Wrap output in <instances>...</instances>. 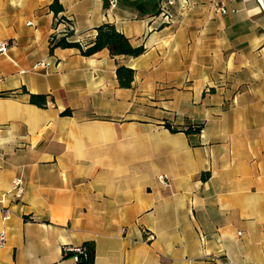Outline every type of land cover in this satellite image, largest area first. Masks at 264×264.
Here are the masks:
<instances>
[{"label":"crops","instance_id":"obj_1","mask_svg":"<svg viewBox=\"0 0 264 264\" xmlns=\"http://www.w3.org/2000/svg\"><path fill=\"white\" fill-rule=\"evenodd\" d=\"M52 1L0 0V264H78L64 246L88 240L93 264H264V6L174 0L162 23L161 0ZM59 17L71 40L111 22L144 51L50 49Z\"/></svg>","mask_w":264,"mask_h":264},{"label":"trees","instance_id":"obj_2","mask_svg":"<svg viewBox=\"0 0 264 264\" xmlns=\"http://www.w3.org/2000/svg\"><path fill=\"white\" fill-rule=\"evenodd\" d=\"M104 7L109 6L108 0H103ZM49 7L57 13L59 10L62 9V5L60 4L59 0H53ZM157 7L153 9V12L156 13ZM60 20H64L69 24H72V20L68 17H59L57 19V24ZM57 26V25H56ZM96 34L95 38L92 43L88 45L82 44L80 41H74L70 38L74 34V31L67 28L64 31V34L60 35L54 42L50 43V49H53L56 46L62 47H77L80 50V53L83 55H91L102 48H107L110 55L112 56H119V55H132L136 56L144 51V47L140 46H133L129 39L120 32L116 26L111 22H104L95 27ZM116 78L118 85L121 87H130L133 76H134V69L126 66L125 64H118L115 69ZM24 92L29 94V101L34 103L38 106H45L46 105V95L45 94H38V93H31L28 92L25 88L22 89ZM70 109H65L61 112V114H70ZM167 127H169L172 131L176 129L171 127L168 123H165ZM199 126L194 129L189 125L186 127V132H193L198 131ZM83 247V253L79 255L78 264H93L95 259V245L94 241L88 240L81 244ZM66 255H72L71 252H67Z\"/></svg>","mask_w":264,"mask_h":264},{"label":"built area","instance_id":"obj_3","mask_svg":"<svg viewBox=\"0 0 264 264\" xmlns=\"http://www.w3.org/2000/svg\"><path fill=\"white\" fill-rule=\"evenodd\" d=\"M226 0H220L217 2L216 6L218 10L221 13H226L227 8L225 6ZM259 3L264 6V0H258ZM174 2V0H161L159 4V9L157 12V16L160 18L162 23H169L173 20L172 13L169 9V6ZM108 3L110 6H114L116 4V0H108ZM70 19V18H69ZM69 28L73 31H75L74 24H69L64 21L60 20L57 24V26L53 29L52 33L49 36V42H54L60 35L64 34V31ZM11 41L9 39H1L0 40V54H6L8 47L10 46ZM47 62L45 60H39L34 64V67H40V66H46ZM192 128L196 129L198 127L197 124H192ZM158 178L164 181L167 185H169V181L164 174L158 175ZM25 187H24V181L20 176L13 177L11 181V188L10 192L14 199L20 200L22 198V195L24 193ZM1 211V218L2 220L7 219L11 211L8 207H2L0 208ZM147 234V233H146ZM148 237H151L152 235L147 234ZM6 239V232L4 230H0V245H2L5 242ZM64 252H71L72 256L76 261L79 259V255L83 253V247L82 245H65L64 246Z\"/></svg>","mask_w":264,"mask_h":264}]
</instances>
